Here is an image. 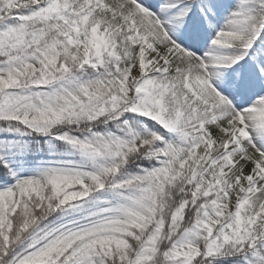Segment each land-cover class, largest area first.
I'll use <instances>...</instances> for the list:
<instances>
[{
  "label": "snow or ice",
  "instance_id": "snow-or-ice-1",
  "mask_svg": "<svg viewBox=\"0 0 264 264\" xmlns=\"http://www.w3.org/2000/svg\"><path fill=\"white\" fill-rule=\"evenodd\" d=\"M0 264H264V0H0Z\"/></svg>",
  "mask_w": 264,
  "mask_h": 264
}]
</instances>
